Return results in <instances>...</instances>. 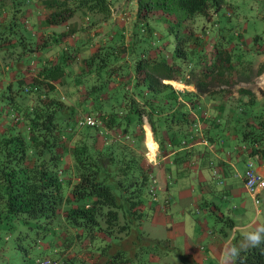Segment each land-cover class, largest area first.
<instances>
[{
    "label": "trees",
    "instance_id": "1",
    "mask_svg": "<svg viewBox=\"0 0 264 264\" xmlns=\"http://www.w3.org/2000/svg\"><path fill=\"white\" fill-rule=\"evenodd\" d=\"M34 1L0 0V59H10L4 62L13 72L0 86V221L32 220L41 226V234L36 232L26 245L24 234L15 235L21 264H39L43 257L85 264L80 249L96 254L87 264H145L141 256H160L171 245L135 224L143 200L151 196L152 168L137 151L144 119L162 153L175 151V164L192 154L182 145L196 135L198 123L207 142H242L245 152L264 164V99L238 87L225 114L218 106L207 116L200 97H212L206 89L212 71L221 76L238 64L246 71L251 55L236 45L242 35L235 25L220 26L212 35L202 27L211 39L209 48L195 33L192 22L209 20L223 0H134L128 41L114 26L115 33L81 55V67L74 70L70 64L80 41L53 57L40 55L67 32L35 37L33 24L21 19ZM112 1H45L49 10L43 19L61 24L80 11L92 22L101 21L110 15ZM260 2L264 19V0ZM249 39L257 41V34ZM176 81L192 84L194 90L176 88L171 84ZM67 82L81 95L74 104L98 124L77 125L81 113L76 115V106L55 90L57 83ZM45 234L49 240L42 242ZM129 234L132 253L118 246ZM233 264H264V243L241 250Z\"/></svg>",
    "mask_w": 264,
    "mask_h": 264
},
{
    "label": "crops",
    "instance_id": "2",
    "mask_svg": "<svg viewBox=\"0 0 264 264\" xmlns=\"http://www.w3.org/2000/svg\"><path fill=\"white\" fill-rule=\"evenodd\" d=\"M32 15L31 11L29 17ZM0 66V76L5 74L4 81L12 79L13 72L4 70L3 73ZM201 126L202 123H198L196 134L199 136H202ZM144 128L146 145L152 147L148 124ZM182 146L192 153L188 160L175 164V151L168 149L163 152L166 155L162 165H151L150 176L154 175L155 186L150 191L151 196L140 206L143 214L138 221L139 229L148 236L168 239L173 251L140 258L145 264H168L170 261L175 264L178 261L181 264H226L221 255L224 248L239 245L241 233L264 223V196L259 195L255 203L242 184V170L248 158L254 161L255 170L262 175L264 164L245 152L244 143L232 139L217 145L198 137ZM168 166L169 169H165ZM214 197L225 204L214 202ZM248 207L253 209L250 217L246 214Z\"/></svg>",
    "mask_w": 264,
    "mask_h": 264
},
{
    "label": "rangeland",
    "instance_id": "3",
    "mask_svg": "<svg viewBox=\"0 0 264 264\" xmlns=\"http://www.w3.org/2000/svg\"><path fill=\"white\" fill-rule=\"evenodd\" d=\"M45 1L51 0H36L33 2V8L27 9L25 11V15L21 17L22 20L25 21V24L30 26L33 24L34 34L36 33V37L40 34L47 33H61L66 30L67 35H62L60 41L57 43H53L51 46V50L45 51L40 55L47 54L48 57H53L56 55L58 49H62L65 46L72 44L73 40H76L77 43L80 41L79 47L76 49V56L71 60L70 66L72 69L77 70L81 67V55H88L92 51H94L95 47L102 43L105 39H107L111 34L115 33L113 28L118 25L119 32L124 34V42L128 41V33H131V23L134 14V0H113L110 5V15L99 21L92 22V19L88 18L86 14L83 12H75L67 22H63L61 24H46L44 21V16L49 8L46 6ZM1 5V4H0ZM1 9V8H0ZM261 2L260 0H223V4L220 8L215 12V15L211 16L209 20H205L202 18H197L192 22V26L195 29V33L197 36L201 37V44L206 48H209L211 43V39L207 37L206 32L202 27H208L209 33L212 35L214 31L217 30L220 26H233L235 25L236 31L241 33L242 37L238 38V43L236 44L245 52V56L247 53L251 55V61L249 65V69L245 71V69L240 68V64L236 67V69L231 70L230 73L226 71L223 75L219 76L215 74V71H212L213 74L209 75L207 80L206 89L212 93V97H208L209 95L202 93V106L204 107L205 114L210 116V114L216 112V108L218 106L222 107L223 114L226 113V109L229 106H232L234 99L238 96V87L247 88L254 93V97L258 100L264 99V19L261 17ZM33 12L32 18L30 19V13ZM2 18V14L0 13V19ZM97 19V18H96ZM214 22L213 25L210 26L211 21ZM210 26V27H209ZM221 28V29H222ZM219 30V29H218ZM52 31V32H51ZM117 33V32H116ZM257 34V41H250V36ZM243 38V39H242ZM245 41H250L248 44ZM233 41H229L226 44L227 48L234 46ZM16 49V48H15ZM37 53V52H35ZM46 56V55H45ZM40 57V56H39ZM38 56L34 59L37 60ZM4 60H10L8 58L0 59V65H2L3 73L6 70L4 68L5 62ZM259 65H262L261 70H257ZM1 68V66H0ZM239 69V70H238ZM8 72V71H7ZM245 73V74H244ZM9 73H6L8 75ZM4 75L0 76V86L2 85V81H4ZM244 75H246L244 77ZM163 81L166 82L164 79ZM5 82V81H4ZM168 82V81H167ZM179 84H173L174 87L179 89H191L194 90L193 85H186L181 81H176ZM56 92L60 95V98L64 100L65 103L74 104L75 101H79L81 98L80 92L73 89V85L71 82L56 84ZM218 94H222L225 99L223 102L221 98H217ZM245 97V96H243ZM205 99V100H204ZM246 99V98H243ZM76 106L77 114L83 113L80 110V106L74 104ZM222 114V115H223ZM23 125V122H22ZM144 125H147V122L143 121L141 128L142 133L140 135V143L137 151L142 154L143 161L149 165H162V160L165 158L164 153L157 147L154 149V154L149 156L147 154L145 144L143 141L144 138ZM151 132V131H150ZM109 133V132H108ZM152 136V135H151ZM197 136V137H196ZM196 139L199 136L197 133ZM200 139V138H199ZM240 144V143H239ZM65 146L68 145L67 142L64 143ZM185 145V144H184ZM245 166V164H244ZM163 170V167H162ZM244 170V168H243ZM242 170V172H243ZM154 175L150 176V184L154 189L153 181ZM153 179V180H152ZM156 189V187H155ZM245 200L248 199L246 195ZM214 202L218 204H225V201L218 199L217 197L213 198ZM253 213V209L248 207L247 213L250 217ZM210 217L207 216V219ZM211 223V220L209 221ZM213 223V222H212ZM138 227L139 223H135ZM139 228V227H138ZM142 230V229H141ZM143 231V230H142ZM36 232L41 234V226L40 224H36L32 220L21 221V220H13L11 224L9 222L0 221V264H21V247H17L14 245V237L18 233L24 234L22 237L23 242L28 243L31 242V237L36 234ZM144 232V231H143ZM147 234L146 232H144ZM71 234V231H70ZM62 237V236H61ZM132 235H126L121 237L118 246L123 247L124 249H128L129 253H132V243L130 242ZM48 236L45 234L42 237V242H47ZM56 243L59 242V239H55ZM72 241H70L71 243ZM112 250V249H111ZM169 250L173 251V248ZM71 250L68 249V252ZM168 251V250H167ZM61 257L65 256V250L61 251ZM79 255H81L82 259L85 261V264L88 263L91 258L96 257V254H88L84 250H79ZM49 255V254H48ZM50 256V255H49ZM57 256V255H56ZM59 256V255H58ZM55 257V256H53ZM88 257V258H85ZM87 259V260H86ZM168 264H175L170 261ZM178 264H181L178 261Z\"/></svg>",
    "mask_w": 264,
    "mask_h": 264
},
{
    "label": "built area",
    "instance_id": "4",
    "mask_svg": "<svg viewBox=\"0 0 264 264\" xmlns=\"http://www.w3.org/2000/svg\"><path fill=\"white\" fill-rule=\"evenodd\" d=\"M76 123L79 126L94 125L98 124V120L90 113H81L78 116ZM200 137L201 141L206 142V139L203 136ZM242 184L255 203L259 201V195L264 196V175L255 170L254 161L251 158H248L245 161V167L242 172ZM149 189L151 191L153 188L149 186ZM38 262L39 264H58L57 259L49 257H43L39 259Z\"/></svg>",
    "mask_w": 264,
    "mask_h": 264
},
{
    "label": "clouds",
    "instance_id": "5",
    "mask_svg": "<svg viewBox=\"0 0 264 264\" xmlns=\"http://www.w3.org/2000/svg\"><path fill=\"white\" fill-rule=\"evenodd\" d=\"M264 243V224L248 228L241 233V240L239 245L231 244L228 248L222 251V260L226 262L233 261L239 257L241 250L250 247H259Z\"/></svg>",
    "mask_w": 264,
    "mask_h": 264
},
{
    "label": "bare ground",
    "instance_id": "6",
    "mask_svg": "<svg viewBox=\"0 0 264 264\" xmlns=\"http://www.w3.org/2000/svg\"><path fill=\"white\" fill-rule=\"evenodd\" d=\"M144 129H145V128H144ZM146 138H147V136H146V131H145V132H144V138H143V141H144V144H145V148H146L147 154H148L149 156H152V155L154 154V149H155V147H156V143H155L154 139L152 138L151 134H149V138H150V140L153 141V146H152V147H149V146L146 145Z\"/></svg>",
    "mask_w": 264,
    "mask_h": 264
}]
</instances>
